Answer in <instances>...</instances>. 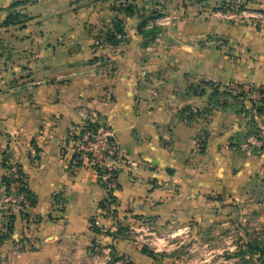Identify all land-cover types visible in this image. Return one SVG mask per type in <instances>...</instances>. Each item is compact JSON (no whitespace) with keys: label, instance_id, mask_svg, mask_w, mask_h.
<instances>
[{"label":"crops","instance_id":"obj_1","mask_svg":"<svg viewBox=\"0 0 264 264\" xmlns=\"http://www.w3.org/2000/svg\"><path fill=\"white\" fill-rule=\"evenodd\" d=\"M119 1L0 0V264H66L86 246L74 244L93 240L129 263L162 264L102 231L114 217L94 227L106 191L89 163L73 170L69 138L92 114L125 156L115 217L264 240V149L238 147L254 105L222 91L264 87V32L249 14L264 0H126L131 15ZM12 13L20 21L5 23ZM162 13L171 22L147 29ZM118 18L124 33L112 44ZM14 164L29 192L9 200ZM24 237L38 247L7 259V242Z\"/></svg>","mask_w":264,"mask_h":264},{"label":"rangeland","instance_id":"obj_2","mask_svg":"<svg viewBox=\"0 0 264 264\" xmlns=\"http://www.w3.org/2000/svg\"><path fill=\"white\" fill-rule=\"evenodd\" d=\"M251 19L259 27L260 18ZM115 216L116 213L113 216L114 227L101 230L116 237L130 238L132 243L137 242V246L145 252L156 254L162 264H264L263 239L251 241V237H247L242 243H235L229 239L219 241L220 238L216 235L204 237L200 232L193 235L189 226L171 227L156 222L155 218L149 216L133 215L129 220ZM210 232L220 233L218 227L209 229V235ZM74 245L75 250L86 246L82 248L84 251H80L79 257L75 258L71 251L65 261L66 264H130L124 255H119L115 247L109 249L108 244L103 245L93 240L86 244ZM37 247L33 237L7 242L6 257L13 262L15 255L19 256L25 249L34 250Z\"/></svg>","mask_w":264,"mask_h":264},{"label":"built area","instance_id":"obj_3","mask_svg":"<svg viewBox=\"0 0 264 264\" xmlns=\"http://www.w3.org/2000/svg\"><path fill=\"white\" fill-rule=\"evenodd\" d=\"M119 3L123 5L128 4L126 0H120ZM249 14L252 18H260L261 24L259 28L264 32V9L252 10ZM171 20L170 15L159 14L154 16V18H149L146 21V27L151 30H160L168 25ZM114 32L118 36H121L120 33ZM210 42L216 41L211 39ZM222 91L247 99L254 105V111L249 117L254 124L253 131L244 141L238 144V147L247 153L264 149V120L259 110L261 106H264V87L253 85L240 86L239 84L229 83ZM87 121L92 123V125L90 126ZM94 124L96 125L94 126ZM69 138L71 142L75 144V154L78 155L76 158L73 156L72 164H74L76 160H80L83 164L87 162L96 168L106 191V196L94 219V226H98L100 225V217H113L115 215L118 203V191L120 188L118 174L121 168L116 162L124 163L125 156L113 131L99 122L97 114H92L82 125L74 127L69 134ZM132 169H137L136 163L132 165ZM23 174L18 172L17 165H11L9 176H11L12 179L8 190L9 200L16 199L24 193V191L21 190L22 183L20 180V178L25 176Z\"/></svg>","mask_w":264,"mask_h":264},{"label":"trees","instance_id":"obj_4","mask_svg":"<svg viewBox=\"0 0 264 264\" xmlns=\"http://www.w3.org/2000/svg\"><path fill=\"white\" fill-rule=\"evenodd\" d=\"M117 7V6H116ZM119 8H123L124 11L126 12V14L128 15H131L134 13V5L133 3H128L127 5L125 6H118ZM118 8V9H119ZM21 14L19 13H12L10 14L6 19H5V23H15V22H18L20 21V18H21ZM114 26H115V30L117 33H120L121 36H118L117 34H115V32H109L108 35H107V40L112 43V44H117L119 43L121 40H122V36H123V33H124V30H123V19L121 18H118L115 22H114ZM240 86H244V85H241L239 84ZM260 111H263L264 110V106H261L259 108ZM87 123H89V125L91 126L92 123H90L89 121H87ZM96 124H94L95 126ZM78 155L77 154H74V157L76 158ZM83 163L80 161V160H76L74 162V164H72V168L74 171H76L79 166H81ZM11 168V166H9V169ZM17 168H18V172L22 173L23 174V171L22 169L17 165ZM24 175V174H23ZM11 176H8L5 178V183L7 185V189L9 190V184H10V181H11ZM21 180V183H22V187H21V190H23L24 192H29V190L27 189V181H26V177H22L20 178ZM130 264H134V263H130Z\"/></svg>","mask_w":264,"mask_h":264}]
</instances>
